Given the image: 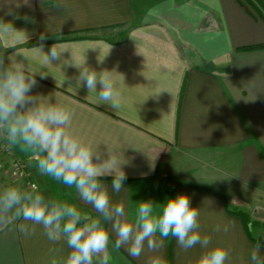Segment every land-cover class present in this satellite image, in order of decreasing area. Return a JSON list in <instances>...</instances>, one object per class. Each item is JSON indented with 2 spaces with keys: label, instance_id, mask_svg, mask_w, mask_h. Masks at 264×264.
<instances>
[{
  "label": "crops",
  "instance_id": "crops-1",
  "mask_svg": "<svg viewBox=\"0 0 264 264\" xmlns=\"http://www.w3.org/2000/svg\"><path fill=\"white\" fill-rule=\"evenodd\" d=\"M0 21L12 26L0 31L6 66L12 57L39 68L33 48L42 34L45 52L53 44L67 48L42 69L46 78L36 74L31 94L71 109L72 130L105 158L107 149L121 154L122 191L112 192V177L101 178L114 203L134 213L140 201L162 204L187 194L199 208L201 235L229 248L231 264H250L251 246L264 243V48L242 47L264 43V21L248 0H0ZM83 61L121 82L118 110L77 83L74 62ZM12 147L30 162L46 197L97 215L74 188L39 174L32 152ZM8 185L25 187L0 170V188ZM20 222L0 227V264H64L65 242H50L39 226L26 238ZM114 240L108 264H148L153 257L197 264L203 251L197 245L185 252L169 237L158 252L136 259L112 248Z\"/></svg>",
  "mask_w": 264,
  "mask_h": 264
},
{
  "label": "clouds",
  "instance_id": "clouds-1",
  "mask_svg": "<svg viewBox=\"0 0 264 264\" xmlns=\"http://www.w3.org/2000/svg\"><path fill=\"white\" fill-rule=\"evenodd\" d=\"M28 0H25L27 3ZM12 26L0 21V31L8 32ZM41 43L34 47L39 68L30 62L27 66L0 53V136L9 146H21L36 158L39 174L52 177L68 188H74L79 201L90 206L95 217L82 212L76 204L46 197L36 184L27 187L8 185L0 188V227L18 219V230L26 238L35 234L39 226L43 235L53 243L63 241L70 251L64 264H108L109 244L124 249L129 256L139 259L147 250L158 252L169 237L187 252L199 245L203 250L197 264H231V251L213 245L212 238L201 235L199 208L192 207L187 194L181 193L162 204L151 200L137 203L131 213L123 201L113 202L109 185L102 177H112L111 190L120 193L127 179L121 154L107 149V156L99 145H93L72 130V110L43 97L32 95L37 86L36 74L46 78L54 61L61 60L67 48L53 44L45 52ZM24 55V54H23ZM29 60V57L24 55ZM64 61V64H68ZM79 69L77 83L89 93H96L97 103L120 107V84L107 70L97 72L75 63ZM97 85L100 90L97 92ZM228 225L224 231L228 230ZM216 231L221 229L217 227ZM250 264H264V243L259 240L250 248ZM148 264H160L153 257Z\"/></svg>",
  "mask_w": 264,
  "mask_h": 264
},
{
  "label": "built area",
  "instance_id": "built-area-1",
  "mask_svg": "<svg viewBox=\"0 0 264 264\" xmlns=\"http://www.w3.org/2000/svg\"><path fill=\"white\" fill-rule=\"evenodd\" d=\"M29 166L30 163L20 158L9 146L6 139L0 136V170L7 171L11 177L23 180L27 185L36 184L32 179Z\"/></svg>",
  "mask_w": 264,
  "mask_h": 264
},
{
  "label": "trees",
  "instance_id": "trees-1",
  "mask_svg": "<svg viewBox=\"0 0 264 264\" xmlns=\"http://www.w3.org/2000/svg\"><path fill=\"white\" fill-rule=\"evenodd\" d=\"M249 1V3H250V5L252 6V7H254L255 8V10H256V12H257V14H258V17L262 20V21H264V2L263 1H259V4L260 5H257V4H255L254 2H252V0H248ZM240 3H241V5H244V6H246L245 4H243L241 1H240ZM246 9L250 12V10H249V8L246 6ZM251 13V12H250ZM252 14V13H251ZM252 16L254 17V18H256V16L254 15V14H252ZM262 48H264V43H260V44H254V45H249V46H244V47H242V49L243 50H255V49H262ZM236 214H239V215H241L242 217H244V218H246L247 216L244 214V213H242V212H236Z\"/></svg>",
  "mask_w": 264,
  "mask_h": 264
},
{
  "label": "rangeland",
  "instance_id": "rangeland-1",
  "mask_svg": "<svg viewBox=\"0 0 264 264\" xmlns=\"http://www.w3.org/2000/svg\"><path fill=\"white\" fill-rule=\"evenodd\" d=\"M11 148L13 149V147L11 146ZM21 158V157H20ZM23 159V158H22ZM30 163V162H29ZM32 179H33V177H32ZM17 180H19L20 182H23V186H25V187H27L28 185H27V183L26 182H24L23 180H20V179H17ZM33 181L34 182H36L34 179H33ZM36 184H37V182H36ZM37 186H38V184H37ZM39 187V186H38Z\"/></svg>",
  "mask_w": 264,
  "mask_h": 264
}]
</instances>
